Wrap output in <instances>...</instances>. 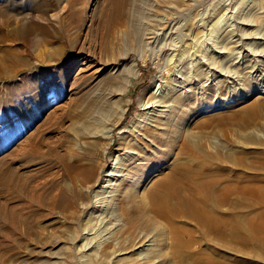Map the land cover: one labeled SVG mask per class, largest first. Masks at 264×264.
I'll use <instances>...</instances> for the list:
<instances>
[{
	"label": "rangeland",
	"instance_id": "1",
	"mask_svg": "<svg viewBox=\"0 0 264 264\" xmlns=\"http://www.w3.org/2000/svg\"><path fill=\"white\" fill-rule=\"evenodd\" d=\"M40 1L52 3L43 7L47 12L44 19L36 21L44 31L36 28L17 35L11 27L0 26V184L8 179L0 185V202L11 198L6 210L9 224L0 229V264H46L48 260L50 264H79L83 260L79 258L83 241L79 235L90 211L82 213L80 207L76 166L102 162L103 175L117 160L139 162L142 153L125 154L133 148L135 134L127 131L118 140L117 133L133 129L138 118L142 120L139 115L147 111L142 109L144 102L160 92L171 94L172 107H157L158 111L171 110L169 139L179 142L184 135L193 142L194 136L203 152L218 148L225 155L219 162L232 167L233 177L255 172L252 151L264 148V109L246 130L240 117L243 107L264 100V93H259L264 90V0H134V6L126 5L127 12L118 20L108 18L112 0ZM35 12L32 9L19 16L29 18ZM123 51L136 59L131 64L132 81L120 93L114 84L122 67L115 71L111 70L113 64H105L118 62ZM85 56L89 61L81 60ZM255 61L262 63V74L251 69ZM195 68H201L206 77L194 75ZM210 84L208 94H199L203 101L196 100L192 90L189 100L179 101L189 89L198 93ZM207 104L213 111H208ZM144 115L147 118L149 113ZM196 120L204 124L197 125ZM106 128L110 130L107 138H95L93 146H86L88 132L100 133ZM248 130L256 137L261 135L257 137L261 144L242 140L241 134ZM236 146L247 151L242 164L237 162ZM139 147L135 145L134 150L138 152ZM162 147L167 153L163 158L170 162L176 151ZM66 166L73 168L68 171ZM158 177L151 174L137 189L129 187L134 193L127 214L130 224L119 216L123 203L115 201L111 210L106 203L108 216L112 212L121 219L111 222L122 225L109 233L105 230L109 225L104 224L109 217H104L101 226H105L95 239L103 250L102 264H264V230L251 228L246 211L231 220L223 235L194 219L179 217L170 223L152 209L151 200L138 195ZM239 197L233 194L232 200ZM177 225L181 228L175 233ZM241 236L251 237L253 243L241 241ZM146 239L144 246L137 247ZM113 240L118 241L120 251L116 257L110 251ZM142 253L148 254V260Z\"/></svg>",
	"mask_w": 264,
	"mask_h": 264
},
{
	"label": "bare ground",
	"instance_id": "2",
	"mask_svg": "<svg viewBox=\"0 0 264 264\" xmlns=\"http://www.w3.org/2000/svg\"><path fill=\"white\" fill-rule=\"evenodd\" d=\"M112 3H113V10L111 12L109 11V15H108V18L112 20L121 19V17L125 14V12H127L126 5H130V8H132L135 4L134 0H112ZM49 4L50 6L52 5V3L44 4L40 0H0V26L11 27L17 35L27 32L26 30L29 31V30H33L36 28H38L40 31H44L45 28L42 27L36 21H38L41 18L44 19L45 14L47 12L45 11L43 7L45 5L49 6ZM32 9H34L36 12L35 14L30 13L29 18L27 17L23 18L19 16L23 12H26V11L29 12ZM128 18H129V15H128ZM131 21H133L132 16H131ZM247 25H249L250 27L254 26L252 24H247ZM136 28L137 27H135L134 30H136ZM259 38H262V37H259ZM263 39L264 38H262V40ZM234 43H235V46H237L236 42ZM249 43H252V42H249ZM135 57L129 54L127 51H123L121 52L119 56L118 62L115 61L109 64H105L106 66L113 64L111 70L115 69V71H118L122 67L121 70L118 72L119 73L118 78L116 79L114 78L115 79L114 86H116V88L118 89V90L116 89L115 91H120V93H124L127 87L130 85L132 81L131 75L132 76L134 75L133 65L131 64L134 63L136 59ZM81 60L89 61L87 56L82 57ZM253 60H256V58ZM214 61L216 62V59ZM261 62L264 63L263 60ZM128 64L130 66L128 68H125L126 65ZM219 64L220 62L216 65L219 67L220 66ZM257 64L258 63L255 61V63L252 64L253 66H251V69L255 73L262 74V71H261L262 67L261 68L259 67L262 65V63L261 65H257ZM194 71H197L196 73H194V75L196 74V76L206 77V73L205 72L203 73L202 72L203 70L201 68L198 70L196 69ZM216 72H218V70H215V73ZM225 74H229V73H225ZM227 77L226 78L224 77V78L227 79ZM191 80L188 79L190 85L194 84ZM160 87L161 85L158 88ZM211 88H212L211 84L207 85V87L205 88L202 87V90H200V92L198 91V93H195L196 90H193L191 88L188 90V93L185 92L186 94L178 97V99L179 101L184 103L186 102V100H189L191 96H193L191 95L190 92L194 91V93L192 94H197L195 95L196 100L198 99L199 101H203L202 99L203 96L199 94L201 93L204 94L205 92L206 94H208ZM146 89H148V87L143 89L142 96L139 97V102H142L143 93L145 92ZM115 91L113 89L111 90V96L116 95ZM169 92L170 91L168 90L165 91V93L160 92L157 95H154L152 98L148 99L146 102H144L142 109L143 111L144 109H147V111H145V113L142 112L139 115V117H142V120L141 119L139 120L138 118V124L130 131L129 129L125 130L126 128L125 129L123 128L117 133L118 140L124 139L123 133L130 132L132 135L135 134L132 137L134 141V143L132 144L133 148L130 147L129 150H125V154H131L132 156H134L139 153H142V156L139 162H136L134 158H131L133 159L132 162H131V159H129L125 163L121 161V159L117 160L115 163H113L114 165H111L110 169H108L106 173L103 175H101V169L103 167L102 162H100L101 164L98 166L95 165L92 161L88 162L87 163L88 165H86L85 163L84 164L81 163L79 165L77 164L76 169H75L76 170L75 179L77 181L76 185L79 186L78 189H76L77 197L81 200L80 207H81L82 213H87L88 211H90L87 222L85 223V227L83 228L82 231H80V235H79L80 237L79 240H83L78 248L79 258L83 259L79 262V264H90V263L91 264H102L101 251L103 250L99 247L100 245L98 242L99 239H97V241L95 240L97 236L99 235V234L96 235V233L100 231V229L106 224H108L109 227L107 226L108 228L106 227L105 230H109V233H111L117 226L122 225L121 223H115V221L111 222L112 220L120 221L121 219H125V220L127 219L125 221L126 222L125 224H128V223L130 224L131 220L128 219L127 214L131 210L130 204L133 203L132 195H134V193L130 191L131 188L129 189V187H132L133 190L137 189V187H139L142 182H145V181L147 182L151 174H154L159 177L155 179V181L153 182L150 188L144 190L141 193H138V195L151 200L152 209L157 214H159L161 217H164L170 223H174L175 220L178 219L179 217L194 219L197 222V224L204 226L207 230H216L220 233V235L221 234L223 235L227 233V231L229 230L231 220L241 216L242 212L246 211L245 214L247 217V222L251 226V228L255 229V231L264 230V172L262 171V168H264V148L256 147L252 151V155L254 156V163L257 164L256 166H254V163H253V166L257 167L254 169L255 171L254 173L252 172L246 175H243L242 173L240 175H236L233 177L235 171L233 170L234 172L232 175V170H231L232 167H230L229 169L226 165H223L222 163L219 162L221 161V159L225 157V155H223L222 153H219V151L217 150L218 148L214 147L215 150L212 152H208V151L203 152L201 143H199L200 142L199 139H197V137H194V136H191V138L193 139L192 140L193 142H191L190 139L185 138L184 135L183 137L181 136L182 138L180 137L179 142H175V140L173 141L168 138L167 135L169 134H167V127H169V125L173 126V124H171L172 123L171 115L169 116L170 114L169 112L171 110L169 111L170 108L168 109L166 108L164 110L158 111L157 107L158 106H161L164 108L172 107L170 98H168L170 94ZM259 93H264V90H262ZM155 97L156 98L158 97V98L156 99ZM55 99L56 98H54L53 100ZM208 104H207L208 111H210L212 110L211 109L212 106ZM217 104L218 102L215 103V105ZM113 107H115V103L114 105L112 104L110 106V108H113ZM262 109H264V100L254 102L246 107H243L241 110V117H240L241 118L240 125L242 126V128H244L245 130L249 128L253 119L258 118L257 116L259 115V111ZM114 110H117V109H114ZM148 113L149 115L146 118L147 115L145 116L144 114H148ZM196 124L200 125L204 123L197 121ZM109 131H110L109 128L108 129L106 128V131L101 130L100 133L94 132L93 130L92 132L90 131L87 134L84 133L87 135V138L90 139L89 140L90 142L89 141L85 142L86 146H93V143L95 142V140L93 139L95 138L96 139L101 138V137L104 139L107 138L106 135L109 133ZM251 132H252L251 130H248L246 133H242L241 134L242 140L246 141V143L261 144V141L257 139V137L258 136L261 137V135L258 134V136L256 137V135L252 134ZM261 138L264 139L263 137ZM135 145H137L138 147L140 146L138 152L137 150L136 151L134 150ZM162 146H171L170 152H172L173 150L176 151V154H174L175 156L173 155L174 157L172 158L170 162L168 159L163 158V155L167 153L165 152V149ZM103 147L106 149L107 145H104ZM149 148L150 149L152 148L153 150L151 149L150 151ZM236 148H239V150L237 149V152H238L237 162L239 164H242L243 155L247 151L243 150V148L241 149L238 146H236ZM87 150H89V147H87ZM170 152H168V156L171 154ZM248 153H251V151ZM132 156H129V157H132ZM81 158L82 157H80V160ZM66 167L68 171H71V169L73 168L71 166H66ZM71 179L73 178L71 177ZM5 181H8V179L6 178ZM5 181H2L0 185L7 184ZM13 191H15V189ZM12 193L14 194V192ZM233 194L240 195V197L236 199L235 202L234 200H232ZM14 195L15 196H12V197L17 199L18 197H16L17 196L16 193ZM89 197L94 198L95 199L94 202H91V200H88L90 199ZM10 199L0 202V229L6 228L9 224L10 217H8L6 210H7L8 203L10 202ZM65 199H69V198L67 197ZM244 199H246L247 202L243 201ZM117 200L121 204L123 203L119 211V216L121 219H119L117 215L115 214L113 217L112 212H110L111 215L108 216L109 212L107 208H105V206L108 204V206L110 205L108 209L111 210V207H112L111 204H114L115 201L118 202ZM126 203L127 204L130 203V204L124 206ZM255 204H260V206H255ZM240 205H243L242 207H245V208H241ZM224 206H227V207L224 208ZM16 211L17 209L15 210V212ZM97 211H99L100 213L96 214ZM104 212H106L105 215L99 218ZM107 216L109 217V219L107 220L108 222L105 221L104 222L105 225L103 224L101 226V223L103 222L104 217H107ZM23 219L24 218L21 216V218L19 219L20 223L24 222ZM111 228H113L112 231H110ZM119 228L120 227H118L117 229ZM180 228H181L180 225L175 226L174 227V230L176 231L175 233H178L177 231H179ZM195 229H197V227ZM92 230L94 231L92 232ZM185 230L188 231L186 228ZM88 234L89 235L95 234V235L88 237ZM81 235H83V237H81ZM147 240L149 239L144 240L143 243L141 242L142 244L139 243L137 247L144 246V243ZM240 240L246 243H251V244L253 243V240L251 239V237L246 238V237L241 236ZM96 242H97V245H96ZM111 244H112L110 248L111 254L116 257V255L120 254V251L118 250V241L113 240ZM93 247H94V250L91 252L92 254L87 253V251H89ZM141 257L146 258V260H148V254L142 253ZM48 263L50 264V260L46 261V264Z\"/></svg>",
	"mask_w": 264,
	"mask_h": 264
}]
</instances>
